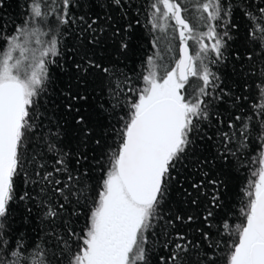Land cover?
Here are the masks:
<instances>
[{
    "label": "trees",
    "instance_id": "trees-1",
    "mask_svg": "<svg viewBox=\"0 0 264 264\" xmlns=\"http://www.w3.org/2000/svg\"><path fill=\"white\" fill-rule=\"evenodd\" d=\"M170 1L203 32V75L181 90L198 106L132 264H229L251 219L264 151V0ZM161 3L0 0V59L26 32L42 33L55 51L43 57L19 130L0 264L79 261L150 59L160 80L179 61V26Z\"/></svg>",
    "mask_w": 264,
    "mask_h": 264
},
{
    "label": "rangeland",
    "instance_id": "rangeland-1",
    "mask_svg": "<svg viewBox=\"0 0 264 264\" xmlns=\"http://www.w3.org/2000/svg\"><path fill=\"white\" fill-rule=\"evenodd\" d=\"M161 6L162 16L173 21L174 5L171 1L162 0ZM190 15L196 24L203 26V17L200 14L191 11ZM177 30L180 42L190 43L192 47L189 77H193L194 85L196 79L203 75L201 73L203 68V32L195 29L185 31L181 27H177ZM208 35L209 38L212 37L211 34ZM171 44L173 45V43ZM49 52H51L49 43L42 33H24L22 37L13 41L10 49L0 59V85L7 83L19 85L23 90L25 102L29 103L34 92V84L44 69L43 57L47 56ZM177 63L174 69L160 80L158 66L153 59H150L145 85L135 106L136 113L163 97H172L178 100L185 107L187 118L189 113H193L199 100L193 102L195 107L191 103L185 102L181 94L184 83L178 78ZM263 188L264 151L260 159V174L255 193L258 194ZM149 211L150 206H138L131 201L116 169L112 168L107 176L100 204L93 213L87 247L76 264H132L139 256L140 248L137 242L141 238L142 228L148 222ZM258 240L259 237L252 227L251 219H249L229 264H249L250 247ZM130 251L131 255H129Z\"/></svg>",
    "mask_w": 264,
    "mask_h": 264
},
{
    "label": "water",
    "instance_id": "water-1",
    "mask_svg": "<svg viewBox=\"0 0 264 264\" xmlns=\"http://www.w3.org/2000/svg\"><path fill=\"white\" fill-rule=\"evenodd\" d=\"M174 22L191 30L178 3L174 4ZM191 59L189 44L181 42L177 75L183 83L189 78ZM25 109L19 85H0V213L6 207ZM186 127V109L172 97L157 99L134 116L116 163L118 177L134 204L149 206L158 199L168 162L182 146ZM251 223L260 240L250 247L249 264H264V188L256 194Z\"/></svg>",
    "mask_w": 264,
    "mask_h": 264
},
{
    "label": "flooded vegetation",
    "instance_id": "flooded-vegetation-1",
    "mask_svg": "<svg viewBox=\"0 0 264 264\" xmlns=\"http://www.w3.org/2000/svg\"><path fill=\"white\" fill-rule=\"evenodd\" d=\"M259 240H260V238H259Z\"/></svg>",
    "mask_w": 264,
    "mask_h": 264
}]
</instances>
